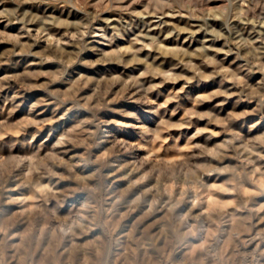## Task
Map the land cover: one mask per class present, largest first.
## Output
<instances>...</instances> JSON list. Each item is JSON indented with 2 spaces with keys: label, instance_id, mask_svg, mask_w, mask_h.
Here are the masks:
<instances>
[{
  "label": "rangeland",
  "instance_id": "rangeland-1",
  "mask_svg": "<svg viewBox=\"0 0 264 264\" xmlns=\"http://www.w3.org/2000/svg\"><path fill=\"white\" fill-rule=\"evenodd\" d=\"M54 92L107 105L117 137L142 145L133 152L136 175L152 174L145 185L192 173L207 185L209 209L234 212V173L223 169L264 182V0H0V171H39L45 157L80 151L59 143L68 122L30 123L62 115ZM262 233L264 212L242 250ZM20 254L9 247L5 264Z\"/></svg>",
  "mask_w": 264,
  "mask_h": 264
},
{
  "label": "clouds",
  "instance_id": "clouds-1",
  "mask_svg": "<svg viewBox=\"0 0 264 264\" xmlns=\"http://www.w3.org/2000/svg\"><path fill=\"white\" fill-rule=\"evenodd\" d=\"M52 95L62 115L30 123L43 130L45 125L68 122L59 143L80 151L68 160L45 157L39 171H0V264H5L9 247L17 254L23 250L20 264H261L264 249L257 244L243 251L253 238L241 237L251 232L253 215L264 212V203L249 207L255 197L264 196V182L252 179L243 168L223 169L234 173L228 181L236 194L228 205L234 212L209 209L207 185L192 173L166 174L148 187L145 181L152 174L136 175L142 163L133 150L142 145L117 137L111 126L119 121L101 110L107 105L86 98L81 102L74 94ZM155 135L160 138L159 132ZM10 180L19 183L10 187ZM245 180L257 187L245 188ZM17 189L21 192L12 195ZM5 205H20L21 210ZM14 237L20 243L9 246ZM37 252L41 256L34 262ZM17 258L14 254L11 259Z\"/></svg>",
  "mask_w": 264,
  "mask_h": 264
},
{
  "label": "bare ground",
  "instance_id": "bare-ground-1",
  "mask_svg": "<svg viewBox=\"0 0 264 264\" xmlns=\"http://www.w3.org/2000/svg\"><path fill=\"white\" fill-rule=\"evenodd\" d=\"M100 52V51H99ZM248 237V236H247ZM259 240V239H258ZM255 242V238L254 239H252V243L249 245V247L250 246H252V244ZM259 246H261V247H263L264 246V240H259V244H258ZM264 260V257H261L260 258V261H263Z\"/></svg>",
  "mask_w": 264,
  "mask_h": 264
}]
</instances>
